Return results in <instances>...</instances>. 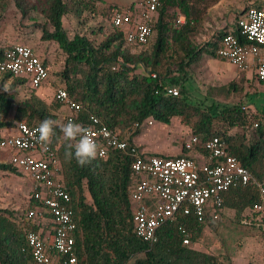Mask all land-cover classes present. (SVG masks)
<instances>
[{"label": "trees", "instance_id": "trees-1", "mask_svg": "<svg viewBox=\"0 0 264 264\" xmlns=\"http://www.w3.org/2000/svg\"><path fill=\"white\" fill-rule=\"evenodd\" d=\"M4 1L0 0V14L5 8ZM10 1L15 3L23 17H30L32 11H40L52 27L53 31L43 29L42 40L56 42L67 57L61 76L70 97L82 104L76 123L88 126L91 117L95 116L126 139V131L135 126L142 129L141 126L151 120L170 126L174 119H178L202 141L213 137L224 139L229 145V154L264 183V107L259 110V115L244 105L222 108L216 101L193 100L186 87L190 81V68L199 63L204 54L217 57L216 52L227 35L226 31L220 32L202 46H196L192 41V35L203 23L208 8L221 0H160L157 37L153 38L155 43L151 49L153 42L141 49L127 46L123 33L114 29L99 46L82 35L70 39L63 24L64 17L70 12L69 2L80 18L86 11L95 14L101 10L102 0ZM250 7L262 9L264 5ZM114 8L117 7L105 8L109 18ZM176 8L186 17V23L179 29L176 28L178 13L170 14L171 9ZM234 34L241 43L245 42L239 28ZM7 48L9 46L0 47V58ZM44 63L48 66L47 62ZM10 81L23 100L19 101L16 93L4 90ZM27 83V80L11 74H0V131L15 128L18 122L39 127L45 118L60 121L57 113L63 106L56 101L53 108L37 95L42 87L35 89ZM170 87L178 88L180 95L169 94L167 89ZM230 87L233 89L234 84ZM23 89L28 94H24ZM62 121L67 123L66 118ZM250 127L253 131L247 136ZM238 129L245 133L240 137L231 134ZM129 139L130 143L137 145L133 134ZM51 143L57 148L63 183L75 212L79 264H190L192 250L184 245V240L188 237L191 245L199 243L208 224L180 214L176 221L168 222L158 230L157 243L140 240L133 224L130 199L134 182L133 159L129 151L110 149L105 159L97 157L90 165L80 167L75 159L69 161L65 158L68 142L58 127L54 129ZM200 154L208 157L204 150H200ZM0 172L20 174L9 163H0ZM30 202L29 209L39 205L34 199ZM258 202L256 186L237 184L224 195V206L234 209L239 217L251 213ZM26 212L19 215L0 210V264H36L26 237L29 232L38 231V227L24 225L27 223ZM183 225L187 235L180 230ZM206 260L212 261L207 256Z\"/></svg>", "mask_w": 264, "mask_h": 264}, {"label": "built area", "instance_id": "built-area-1", "mask_svg": "<svg viewBox=\"0 0 264 264\" xmlns=\"http://www.w3.org/2000/svg\"><path fill=\"white\" fill-rule=\"evenodd\" d=\"M160 0H145L135 8H114L110 16L114 30L123 33L127 46L141 49L153 42L160 19ZM236 28L241 30L245 42L241 43L234 30L227 31L216 55L247 71L251 58L255 60L256 78L264 84V8L250 7L241 16ZM186 23V17L178 12L176 28ZM0 74H11L27 80L33 88H41L51 80V68L27 43H14L0 58ZM167 92L179 96L178 88ZM56 101L70 112L66 122L78 119L82 104L74 101L64 86L55 91ZM151 120L141 126H153ZM102 150L99 158L105 159L110 149L129 151L132 157L133 185L130 199L133 208V224L136 236L143 242H158V230L179 215L194 217L201 224L222 221L224 195L239 184L256 186L259 202L251 215L257 218L261 240L264 241V183L259 182L239 160L229 154L228 143L219 137L202 141L192 134L183 142L181 156L170 157L148 154L129 137L138 128L120 132L103 124L97 117L83 126ZM258 127V124L255 125ZM16 133L0 137V153L8 155V163L23 174L33 185L31 200L39 205L29 209L24 225H34L38 231L29 232L26 240L36 264H79L76 255L75 232L77 223L71 207L70 194L63 183V170L52 143L43 145L38 140L37 126L25 122L16 123ZM204 150L208 157L200 154ZM200 154L205 160L190 155ZM181 232L187 235L183 225ZM185 246L191 242L187 237Z\"/></svg>", "mask_w": 264, "mask_h": 264}, {"label": "rangeland", "instance_id": "rangeland-1", "mask_svg": "<svg viewBox=\"0 0 264 264\" xmlns=\"http://www.w3.org/2000/svg\"><path fill=\"white\" fill-rule=\"evenodd\" d=\"M31 1L33 3L46 2L45 0ZM65 1L69 2V0ZM260 1L264 3V0ZM219 2L208 8L203 20V22L206 21L204 23L206 25L202 26V23L192 35V41L196 46H202L211 41L218 33L229 30V26L236 28L240 14L232 15V17L230 16L225 20L215 21L208 17L210 10L217 6ZM3 4H5V8L0 14V47L6 48L14 43L25 42V40L21 39L26 37L30 43H25L30 44V46L36 45L47 48L51 56V61L48 59V63L52 66V75L51 80L43 87L44 90L46 87L50 90L49 94L46 95V100L54 108L57 105L55 91L58 86H65L66 84L61 74L65 70L67 57L62 53L56 42L42 40L43 29L47 28L50 31H53V29L40 11H32L30 17H23L14 2L5 0ZM69 6L70 12L64 17L63 24L70 39H73L76 35H82L90 39L95 46H99L107 36L112 34V24L105 7H100L101 10L98 9L95 14L86 11L78 18L73 11L71 2H69ZM178 12L177 8L171 9L170 14H177ZM223 21H226L228 26L224 23L217 24ZM208 22H211L210 26H208ZM154 43L155 39L149 49L153 47ZM137 73H140V71H137ZM189 73L190 81L186 87L189 89L193 100L202 101L206 99L209 103L216 101L222 108L224 106L244 105L252 113L255 109L248 107V94L252 91L257 92L260 89L259 84L264 85L258 83L254 71L241 72L232 63L208 54H204L199 63L194 64L190 68ZM231 84H234L233 89L230 87ZM6 86L8 91L17 94L19 101L23 100L19 91L14 90L12 81L8 82ZM25 92L24 94H28ZM255 114L259 115L257 111ZM62 118L60 122H63L62 120L64 119ZM157 124L160 123H155L154 125L156 126H146L143 129L135 130L132 133L134 141L148 154L170 157L181 156L184 153L182 149L183 142L192 134L191 129L187 126H180L181 123L178 119L173 120L172 126H159ZM252 131L253 129L250 127V130L247 131V136ZM244 133L243 130L238 129L231 134L239 136ZM5 154L0 153V163H8L7 160L3 159ZM32 191L33 185L31 181L23 174L0 172V210L22 215L31 206ZM236 216L238 215L231 216V218L228 217L229 219H227L225 224L210 227L212 233L208 231L197 245H190L189 250H192L189 254L190 264H264V251L256 250L258 248H256L255 244L249 245L242 239V232L240 231L243 226L242 220H240L241 217L236 218ZM209 225L211 223H208ZM202 255H205V258ZM206 256L208 259L210 257L212 261L206 262Z\"/></svg>", "mask_w": 264, "mask_h": 264}, {"label": "crops", "instance_id": "crops-1", "mask_svg": "<svg viewBox=\"0 0 264 264\" xmlns=\"http://www.w3.org/2000/svg\"><path fill=\"white\" fill-rule=\"evenodd\" d=\"M102 1H103V4H100L101 8L117 7V8L128 9V8H135V7L139 6L145 0H102ZM251 5L263 6L264 3L260 0H221L217 6L213 7L210 10L208 17L215 21V20H225L226 18H228L230 16L232 17V15H235V14L239 15L240 14L238 17V18H240L241 16L244 15V12L246 11V9ZM205 22H203L202 26L206 25V24H204ZM210 23L209 22L207 23L208 26L211 25ZM221 23H224L225 25L228 26V24H226L227 23L226 21L219 22L217 24H221ZM229 24L232 25L233 23H229ZM229 27H230V29L227 31H231V30L235 29V27H232V26H229ZM22 40H25V42L30 43V41L26 37H23ZM32 47L35 48L36 52L43 58V60L45 62H47L48 66L52 69L51 64L48 63L49 60L51 61V59H50L51 56H50V54H49L50 52L47 50V48H45L43 46H36V45H33ZM248 71H250V72L254 71V73L256 75L255 60L252 58L250 60V67L248 68ZM241 72H244V71H241ZM258 83H260V82H258ZM259 86H260V89L257 92L252 91L248 94V97H249V106L248 107L254 108L255 109L254 112L257 111V113H260L259 110L263 109V107H264V85L259 84ZM41 90H43V91H41ZM49 92H50V90L47 87L45 88V90H44V87H42L41 89H39L37 95L39 97H41L43 100H46V95H48ZM46 101L49 103L48 100H46ZM69 113L70 112L68 111V109L63 107V108L59 109V112L57 114L59 115L60 120H61L62 117H63L62 119L66 118V116L69 115ZM263 122H264V120H263ZM172 124H173V121H172ZM172 124L170 126H172ZM157 125L168 126V125H164V124H157ZM154 126H156V125H154ZM180 126H184V125L180 124ZM10 131H12V133H10ZM15 133H16V128H12L9 130L3 129L2 131H0L1 136H8L10 134H15ZM190 155L198 158L201 163H204V161H205L201 157L202 154L200 155V154H196V153H191ZM3 159L8 161V155L5 154ZM230 197H231V195L228 196V198H230ZM234 215H237V212L234 209H231L228 206H226L224 213H223L222 221L219 223H216L214 225H209V226L207 225V227L203 231V235L208 233V231H210V227L212 228L213 226L215 227V226H218L219 224H221V225L225 224L227 219L231 218V216H234ZM238 217L239 216H236V218H238ZM240 220H242L241 222L243 225L241 227V230H240L242 232V235H241L242 239L244 241H246V243H248L249 245L255 244L256 248H258L256 250L264 251V247H263L264 242L260 240L261 236H260L259 229H258L257 218L250 215V213L248 215H246V213H245L244 216H241ZM210 232L212 233V230ZM203 235H202V237H203ZM197 244H195V245H197Z\"/></svg>", "mask_w": 264, "mask_h": 264}, {"label": "clouds", "instance_id": "clouds-1", "mask_svg": "<svg viewBox=\"0 0 264 264\" xmlns=\"http://www.w3.org/2000/svg\"><path fill=\"white\" fill-rule=\"evenodd\" d=\"M4 90L8 91L7 86ZM59 128L65 141H67L65 158L71 161L75 159L80 167H86L102 155V150L88 131L79 123L69 120L62 123L59 120L45 118L41 121L38 132V140L43 145H48L52 141L54 129Z\"/></svg>", "mask_w": 264, "mask_h": 264}]
</instances>
